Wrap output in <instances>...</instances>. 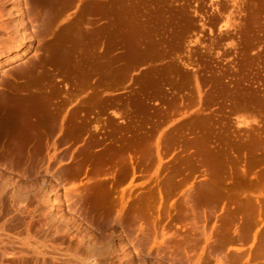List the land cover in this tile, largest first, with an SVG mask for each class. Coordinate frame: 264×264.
Returning a JSON list of instances; mask_svg holds the SVG:
<instances>
[{
  "label": "rangeland",
  "instance_id": "374dc122",
  "mask_svg": "<svg viewBox=\"0 0 264 264\" xmlns=\"http://www.w3.org/2000/svg\"><path fill=\"white\" fill-rule=\"evenodd\" d=\"M60 4L0 67V264H264V0Z\"/></svg>",
  "mask_w": 264,
  "mask_h": 264
},
{
  "label": "bare ground",
  "instance_id": "6f19581e",
  "mask_svg": "<svg viewBox=\"0 0 264 264\" xmlns=\"http://www.w3.org/2000/svg\"><path fill=\"white\" fill-rule=\"evenodd\" d=\"M62 0H0V67L3 64L11 62L13 60L18 59L22 55L26 54L28 50L32 47V43L36 39H40L41 35L47 34L48 25L52 23L54 18L56 19L57 11L61 8ZM63 8V7H62ZM49 32V31H48ZM63 37V36H62ZM62 37H58L54 40V45H57L55 51L62 54L66 53L69 50V46L62 40ZM65 37V36H64ZM53 36L50 40H52ZM66 38V37H65ZM67 39V38H66ZM68 42V40H66ZM52 44V43H51ZM56 44V45H55ZM51 45V47H53ZM73 50V49H72ZM66 54H64L65 56ZM127 56V55H126ZM61 60V59H60ZM64 60V59H63ZM62 64V63H61ZM107 64V63H106ZM32 65H28L26 67H22L17 69L16 71L21 74H27L29 70L32 69ZM36 70V69H35ZM32 71V70H31ZM10 72V71H9ZM6 73L5 78L3 79V83L6 86V89L0 92L1 100L9 101L17 95V91L20 90V87H27V83H22L23 85L18 87V85L14 84L12 81L11 74ZM4 73V72H3ZM17 73V74H18ZM16 74V75H17ZM29 74V73H28ZM31 74V73H30ZM29 74V75H30ZM15 75V74H14ZM123 76V75H122ZM4 77V76H3ZM29 82V81H28ZM39 85V84H38ZM37 85V86H38ZM33 86V85H32ZM22 89V88H21ZM45 89V88H44ZM41 90V88H40ZM43 90H41L42 93ZM44 92V91H43ZM166 92V91H165ZM16 94V95H15ZM38 94V92H37ZM35 95V94H34ZM39 95V94H38ZM37 95V96H38ZM50 97V96H49ZM16 98V97H15ZM18 99V98H17ZM46 99V98H45ZM16 100V99H14ZM31 100V99H30ZM39 100V99H38ZM44 100V99H43ZM48 100V99H46ZM3 101V103H4ZM33 101V100H32ZM190 101V100H189ZM18 102V101H17ZM10 103V102H9ZM16 101L14 102L15 105ZM19 103V102H18ZM6 104V103H5ZM11 104V103H10ZM9 104V106H11ZM13 104V103H12ZM5 105L4 107H6ZM39 106V105H38ZM50 106V105H49ZM2 107V105H1ZM16 107V106H15ZM44 108V107H43ZM35 108H33L34 110ZM14 110V109H13ZM48 110V109H47ZM59 110V109H58ZM25 111V110H24ZM35 111V110H34ZM45 113V112H44ZM56 113V111H55ZM41 115V114H40ZM46 116V115H45ZM51 116V114H50ZM55 116V115H54ZM53 116V117H54ZM45 119V118H44ZM48 119V118H47ZM43 121V120H42ZM46 121V120H44ZM51 121V120H50ZM53 121V120H52ZM64 122V121H63ZM48 123V122H47ZM49 124V123H48ZM54 126V125H53ZM44 127V126H42ZM49 127V126H48ZM53 133V132H52ZM41 134V132H40ZM203 136V135H202ZM30 138V137H29ZM86 142V141H85ZM233 142V141H232ZM237 142V141H236ZM209 143V142H208ZM217 144V143H216ZM225 149V148H224ZM226 150V149H225ZM206 151V150H205ZM189 153V152H188ZM216 155V154H215ZM220 155V154H219ZM226 155V154H225ZM224 155V156H225ZM207 156V155H206ZM186 157V156H185ZM202 158V157H201ZM210 161V160H209ZM207 162V161H206ZM194 163V162H193ZM99 164V163H98ZM196 165V164H195ZM200 165V164H199ZM208 165V164H207ZM202 166V165H201ZM221 166V165H220ZM222 167V166H221ZM221 172V171H220ZM231 173V172H230ZM219 175V174H218ZM230 175V174H229ZM173 176V175H172ZM209 176V175H208ZM212 177V176H211ZM172 178V177H171ZM169 180V179H168ZM169 182V181H168ZM165 184V183H164ZM167 188V187H166ZM111 190V189H110ZM209 190V189H208ZM106 195V194H105ZM151 195V194H150ZM153 195V194H152ZM103 196V195H102ZM101 197V196H100ZM250 200V199H249ZM247 200V201H249ZM253 200V201H252ZM250 202L245 201L250 204L252 207L250 210L251 217L253 222L256 223L261 219V208L259 206L258 199H252ZM100 203V202H99ZM186 203V202H185ZM138 204V203H137ZM184 204V203H183ZM241 204V203H240ZM238 203L237 208H240ZM97 205V204H96ZM103 205V204H101ZM98 204V206L101 207ZM136 205V204H135ZM140 205V204H139ZM97 206V207H98ZM113 206V205H112ZM137 206V205H136ZM147 206V204H146ZM115 207V206H114ZM122 207V206H120ZM148 207V206H147ZM249 207V208H250ZM137 208V207H136ZM135 208V209H136ZM142 208V207H141ZM112 209V208H111ZM140 210V209H139ZM248 210V211H249ZM138 211V210H137ZM108 213V211H107ZM119 214V213H118ZM110 215V214H109ZM117 217V216H116ZM143 217V216H142ZM140 219V218H139ZM138 219V220H139ZM260 219V220H259ZM150 222V221H149ZM120 223V222H119ZM118 223V224H119ZM222 231V230H221ZM208 233V232H207ZM145 234V233H144ZM221 234V233H220ZM165 235V234H164ZM164 235H162L164 237ZM149 237V236H148ZM262 248L261 253L264 254V233L261 234ZM164 244V243H163ZM91 252V251H90ZM140 252V251H139ZM89 253V252H88ZM94 256V255H93ZM90 257V256H89ZM96 257V256H95ZM87 260V259H86Z\"/></svg>",
  "mask_w": 264,
  "mask_h": 264
}]
</instances>
